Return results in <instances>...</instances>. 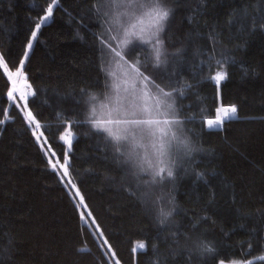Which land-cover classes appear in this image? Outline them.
Here are the masks:
<instances>
[{"label": "trees", "instance_id": "obj_1", "mask_svg": "<svg viewBox=\"0 0 264 264\" xmlns=\"http://www.w3.org/2000/svg\"><path fill=\"white\" fill-rule=\"evenodd\" d=\"M48 3L0 0V55L10 71L23 58ZM99 6L100 0H58L24 71L35 91L28 107L61 161L68 150L59 130L62 121L74 122L69 178L116 260L229 264L243 254L253 259L264 253V0H167L172 10L162 32L167 62L160 68L149 63L147 73L166 90L183 88L176 104L195 150L170 188H151L150 204L112 144L85 122L89 97L107 86ZM147 56L132 49L127 59ZM210 56L226 61L228 76L218 91L206 79ZM9 88L0 69V119L8 117L0 124V264H98L101 239L81 222L22 113L9 103ZM221 104H235L237 118L220 130L207 129L203 121L215 118ZM161 209L172 213L164 224ZM141 241L148 242L147 252L133 254ZM201 244L215 251L205 253Z\"/></svg>", "mask_w": 264, "mask_h": 264}, {"label": "snow or ice", "instance_id": "obj_2", "mask_svg": "<svg viewBox=\"0 0 264 264\" xmlns=\"http://www.w3.org/2000/svg\"><path fill=\"white\" fill-rule=\"evenodd\" d=\"M57 4L58 0H49L44 14L35 21L31 39L26 45L23 58L19 61L18 66H14V72L9 70L8 63L0 55V69L7 73V79L11 85L7 91V97L23 114L24 122L32 130L37 141L41 139L43 132L37 136L35 129H40L42 126L37 120L36 114L28 107L29 95L34 96L35 91L31 93L27 91L32 86L27 81L24 64L28 52L33 46L32 41L37 38L42 26L53 16ZM105 4L108 11L104 15L107 18L108 27L99 37L102 52L106 50L111 57L110 63L124 66L127 71L124 74L123 85L113 84L111 92L103 98L95 95L89 97L87 103L90 105V109L85 122L89 123L96 132L104 134V139L111 142L114 151L125 158L123 163L131 164L139 170V173L150 174L152 177L150 183H160L173 177V168L176 165V161L173 159L175 153L183 152L185 156H190L195 150L183 136V121L175 108L173 94L183 95V88L166 90L165 86H162L152 75L147 73L149 63L154 68H160L167 62V54L160 34L164 31L172 10L167 6V0H105ZM112 33L116 34L112 35ZM129 45L141 46L144 51L150 48L151 51L148 52L144 61L140 59L129 61L127 59L128 52L125 51ZM225 63V60L215 59L214 56H210L208 60L206 79L216 85L217 91L221 82L228 76L224 70ZM114 75L113 72H106V76ZM184 87H190V85ZM101 99L104 101L103 103H100ZM98 108L105 115L101 117ZM237 111L235 104L227 106L221 104L215 110V118L206 119L203 123L209 130L220 129L226 121L237 118ZM0 115H4L2 109H0ZM7 119L8 117L5 115L4 119H0V124H4ZM73 123L72 121H62L63 126L59 130L58 139L67 145L68 151L62 153V161L57 159L53 162L49 159L48 165L53 172L58 174L59 180L64 183L65 188L70 190V198L75 201V207L80 209L85 207L84 197L77 185L67 179L71 175L69 153L74 139ZM146 138L151 141V147L154 150L151 158L142 157L137 151L138 148L143 147L138 139L143 141ZM128 146L130 149L126 151ZM171 214V211L161 209L159 222L164 224ZM79 215L84 226L86 228L93 227L95 230L92 234L94 236L98 234L102 238L99 245L102 257L98 264H110L109 256L114 257L115 253L103 231L99 229L98 223L92 217L91 212H80ZM86 218H91V225ZM200 247L205 253L215 251L206 244H201ZM247 247L251 249V243ZM79 250L84 251V249ZM138 250L141 253H146L148 242H137L131 252L136 254ZM254 260L264 262V253L255 255L253 259H249L247 254H243L241 259L231 260L229 264H254ZM117 264H119L118 261ZM218 264H225L224 259H219Z\"/></svg>", "mask_w": 264, "mask_h": 264}, {"label": "rangeland", "instance_id": "obj_3", "mask_svg": "<svg viewBox=\"0 0 264 264\" xmlns=\"http://www.w3.org/2000/svg\"><path fill=\"white\" fill-rule=\"evenodd\" d=\"M99 7H100L99 10H100V13H101V16H102V19H103L101 33H104L105 32V29L108 27V24L106 22L107 21V18L104 15V13L106 11H108V9L106 7V4H105V0H100V6ZM115 34L116 33H112V35H115ZM160 35H161V39H162V33ZM34 41L35 40L32 41V44L34 43ZM132 49H140V50H142V47L141 46H135L134 47L133 45H129L128 48L125 49V51L129 53ZM150 51H151V49L149 48L147 50V54ZM29 52H30V50H29ZM103 60H104L103 61V70L105 72V75H106V72H113L115 75L114 76H106V78H107V86H106V89H105V91L103 93L93 94V95H95L97 97H100V98H103L104 96L108 95L111 92V86L113 84H121V85H123V81L125 79V75L124 74L127 71L126 67H124V66H118L116 63H110L111 57L107 54V51L106 50L103 51ZM4 74L6 75V78H7V73H4ZM9 84H10V82H9ZM10 87H11V85H10ZM27 90H29V89H27ZM17 95H18V93H17ZM173 95H174V99H175V108L178 111L177 104H176L177 93H174ZM30 96L31 95H29V97ZM103 102L104 101L101 99L100 103H103ZM9 103L12 104V102L10 100H9ZM89 109H90V105L87 104V112L89 111ZM98 113H99V115L101 117L103 115H105V113L102 110H99V108H98ZM180 119L183 121V136L193 146V144L191 142V139H190V137H189V135H188V133L186 131L185 122H184L185 120H183L181 117H180ZM90 127H91V125H90ZM205 127H206V125H205ZM35 131H36L37 136H40V134L42 132V127L40 129H35ZM100 134H102V133H100ZM102 135H104V134H102ZM34 138H35V141L37 142V144L39 145V147H40L43 155L45 156L47 162H48L49 159H51V160H53V162H55L58 158L55 156V154L49 148V146H48V144H47V142L45 140L44 135L41 137V139L39 141H37L36 137H34ZM138 142L143 144V147H140V148L137 149V151L140 153V155L142 157L143 156H148L149 158H151L153 156V153H154V150L151 147V141L146 138L143 141H139V139H138ZM65 146H66V150H68L66 144H65ZM129 149H130V146H128L125 150L127 151ZM117 155L120 158L121 164H123V166L126 168V170L130 174H132V176L136 180V186L138 187L137 188L138 191L144 192V194H143L144 196H142V197L145 200V202L147 201L148 203H149V201L151 202L152 199H150V198L153 197V196H151L152 195V191H151L152 189L151 188H154L155 190H159L161 188H166V187L170 188L171 185H172V182L174 181L175 172L181 167V165L184 162V160L189 157V156H185L183 154V152H177V153H175L173 159L176 161V165L173 168V172H174L173 177L172 178H168V179H166V180H164V181H162L160 183L152 184V183H150V181L152 179V177H151L150 174H148V173H139V170L136 169V168H134L131 164H126V163H123L122 162L125 159L124 157H121L118 153H117ZM67 179H70V178L68 177ZM62 184L64 185V183H62ZM64 187H65V185H64ZM67 191L70 193V190L69 189H67ZM158 207H159V204H158ZM78 210H79V213L80 212H85V213L88 212L87 209H86V207L80 208ZM86 219L89 220V224L91 225V218H86ZM81 222L84 224V222L82 220H81ZM89 228L92 231L95 230L91 226ZM97 236H98L99 239H102L98 234H97ZM109 260H110V263L111 264H117V260H116L115 256L114 257L113 256H109Z\"/></svg>", "mask_w": 264, "mask_h": 264}, {"label": "water", "instance_id": "obj_4", "mask_svg": "<svg viewBox=\"0 0 264 264\" xmlns=\"http://www.w3.org/2000/svg\"><path fill=\"white\" fill-rule=\"evenodd\" d=\"M221 129V128H220ZM220 129H213V130H220Z\"/></svg>", "mask_w": 264, "mask_h": 264}, {"label": "bare ground", "instance_id": "obj_5", "mask_svg": "<svg viewBox=\"0 0 264 264\" xmlns=\"http://www.w3.org/2000/svg\"><path fill=\"white\" fill-rule=\"evenodd\" d=\"M27 91H29V90H27ZM30 98V97H29Z\"/></svg>", "mask_w": 264, "mask_h": 264}]
</instances>
